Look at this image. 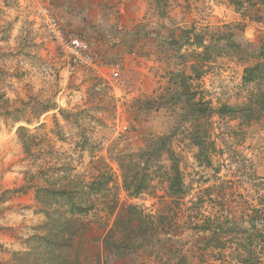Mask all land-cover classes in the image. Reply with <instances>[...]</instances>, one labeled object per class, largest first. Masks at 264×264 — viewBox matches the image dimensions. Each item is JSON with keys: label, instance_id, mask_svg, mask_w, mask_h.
<instances>
[{"label": "rangeland", "instance_id": "1", "mask_svg": "<svg viewBox=\"0 0 264 264\" xmlns=\"http://www.w3.org/2000/svg\"><path fill=\"white\" fill-rule=\"evenodd\" d=\"M46 1L0 0V264H239L249 246L264 264V118L217 114L264 90V70L245 80L264 68V5L116 0L101 45L66 22L100 56L97 73L62 59L39 15ZM128 167L151 168L138 196ZM69 195L88 210L69 214ZM125 205L176 220L129 238L115 224Z\"/></svg>", "mask_w": 264, "mask_h": 264}, {"label": "trees", "instance_id": "2", "mask_svg": "<svg viewBox=\"0 0 264 264\" xmlns=\"http://www.w3.org/2000/svg\"><path fill=\"white\" fill-rule=\"evenodd\" d=\"M258 4L264 5V0H258ZM262 68V65H257L255 68L252 69H247L246 73L249 74V77H246V81L250 82L252 79L250 76L252 74ZM263 78V75L260 77ZM264 82V79H263ZM196 106H199L196 110L200 112L201 114H206L207 113V107H205L203 102H199V104H196ZM218 115L220 116H235V118H239L240 120H244L247 124H253L254 122H259L264 118V90L253 94L250 96L248 99L247 103L243 105L242 107L238 108H233V107H228V106H222L219 108ZM240 114V117H239ZM195 145L199 148L200 152L203 153L205 148H204V143H202V140L196 137V135L193 136ZM162 145L165 144V142H161ZM207 162L210 163V158H206ZM151 168L147 167L144 170H139V171H132L130 167L125 169L124 175H123V183L125 190L129 192L130 195L132 196H138L142 193H144L146 190L149 188V182L151 178V173L150 171ZM149 171V173H148ZM97 187V183L93 181L91 185L89 186V189L94 191ZM169 195L173 200H182L183 198L186 197V191L184 188V182L180 173V169L176 163L173 164V176L170 178V183H169ZM70 199V211L69 214L71 215H81L83 214L82 211L88 210L87 208H84L82 205L79 203L71 202L73 198L71 199V195H69ZM173 220L175 219V216L171 215L170 213H167V215L164 217L161 215L159 219L154 218L153 216H147L144 215L141 209H139L135 205H125L120 212L118 213L117 220L115 222L117 228L120 226H123L122 229L123 231L128 232V236L132 235V232L136 234V238H139L142 236V230H147V232H153L154 234L161 235L159 227L161 225V221L163 220ZM176 220V219H175ZM147 225H150V228H146ZM218 229L223 231L225 229L224 223H220L218 225ZM195 229H201L202 231L205 232H210L213 231L211 230V227L209 225H200L199 222L196 223ZM230 229L228 230V232ZM146 232V233H147ZM144 233V234H146ZM111 238V236H110ZM108 238L106 240V245H112L111 239ZM125 238V237H124ZM226 246V245H223ZM250 251L248 252L247 258L246 257H239V264H262V261L260 259L254 257V252L251 247H248ZM185 262V263H184ZM160 264H187L186 260L183 261L180 260V262H175L174 260H169L164 263Z\"/></svg>", "mask_w": 264, "mask_h": 264}, {"label": "built area", "instance_id": "3", "mask_svg": "<svg viewBox=\"0 0 264 264\" xmlns=\"http://www.w3.org/2000/svg\"><path fill=\"white\" fill-rule=\"evenodd\" d=\"M39 15L63 60L75 67H82L97 73L102 72L103 63H101L96 50L88 42L87 37L68 30L66 22L56 15L54 6L49 0L39 8ZM109 77L116 82L120 80L119 64L113 67Z\"/></svg>", "mask_w": 264, "mask_h": 264}, {"label": "crops", "instance_id": "4", "mask_svg": "<svg viewBox=\"0 0 264 264\" xmlns=\"http://www.w3.org/2000/svg\"><path fill=\"white\" fill-rule=\"evenodd\" d=\"M52 2L59 18L67 22L72 29L85 33L101 45V25L105 23L103 6H115L116 0H52Z\"/></svg>", "mask_w": 264, "mask_h": 264}]
</instances>
